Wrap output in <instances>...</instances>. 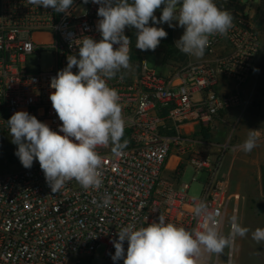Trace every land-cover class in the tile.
<instances>
[{
    "label": "built area",
    "instance_id": "built-area-1",
    "mask_svg": "<svg viewBox=\"0 0 264 264\" xmlns=\"http://www.w3.org/2000/svg\"><path fill=\"white\" fill-rule=\"evenodd\" d=\"M74 3L65 16L28 0H0V132L8 134L7 120L20 110L59 130L62 122L49 99L51 78L78 52L75 40L85 35L101 39L99 6L92 0ZM217 5L232 13L233 27L227 36L210 37L206 57L198 64L174 67L162 76L142 60L122 82L108 81L120 96L128 143L119 156L111 144L97 148L103 161L99 189L85 190L73 179L53 193L38 161L31 169L0 172V264L78 263L100 248L104 264H124L112 260L111 241L118 239L121 227H146L163 215L166 223L202 231L205 219L194 212L201 202L221 234L228 213L236 216L238 195L217 177L218 165L208 158L205 147L210 144L200 132H207L222 113L247 107L251 95L244 98L238 87L259 70L255 62L261 58L263 63L264 51L246 15L231 5ZM224 47L228 52L219 55L217 50ZM44 55L51 64L42 68ZM31 59H36L35 66L28 65ZM221 77L233 81L237 90L219 95L215 87ZM186 166L205 175L198 199L188 197L190 185L179 183ZM105 194L112 197L109 205L92 203Z\"/></svg>",
    "mask_w": 264,
    "mask_h": 264
},
{
    "label": "clouds",
    "instance_id": "clouds-1",
    "mask_svg": "<svg viewBox=\"0 0 264 264\" xmlns=\"http://www.w3.org/2000/svg\"><path fill=\"white\" fill-rule=\"evenodd\" d=\"M28 2L65 16L75 5L74 0ZM92 3L99 6L96 27L101 39L85 35L75 40L78 52L69 55L66 67L51 78L50 87L54 91L49 99L62 122L59 130H52L46 122L24 110L16 111L6 122L11 143L16 145L14 154L21 165L31 169L34 161H38L53 193L73 179L85 190L99 189L103 161L97 148L111 144L112 152L119 156L127 146L128 141L123 139L125 121L120 96L108 84L113 79L122 82L132 70V40L125 34L126 29H135V48L155 51L168 33L154 25L166 23L176 27L173 24L176 21L184 32L175 47L199 59L204 56L210 37L227 36L234 21L232 13L219 7L215 0H92ZM157 9L161 10L159 19L155 15ZM73 68L77 69L75 73ZM257 146L258 130L254 129H249L247 138L238 145L245 153ZM111 199V195L105 194L100 202L93 199L92 203L107 206ZM194 212L205 219L202 231L166 223L163 215L146 227H121L116 234L118 239L111 241L115 248L112 260L122 259L124 264H196L202 251L220 254L230 246L231 237H244L250 231L233 217L229 237H225L218 232L215 217L203 202L196 205ZM252 238L257 243L264 242V228L255 229Z\"/></svg>",
    "mask_w": 264,
    "mask_h": 264
},
{
    "label": "rangeland",
    "instance_id": "rangeland-1",
    "mask_svg": "<svg viewBox=\"0 0 264 264\" xmlns=\"http://www.w3.org/2000/svg\"><path fill=\"white\" fill-rule=\"evenodd\" d=\"M215 3L231 5L236 12L246 15L251 20L262 51H264V29L260 28L256 20V15H260L264 11L263 8L258 13L259 7L262 8V5H264V0H215ZM155 15L159 19L161 10L157 9ZM149 24L152 25V22L150 21ZM173 24L177 26L169 27L166 23L154 25L170 31L174 51L166 58V61H163L162 52L165 44L164 39L161 40L155 51H141L135 48V29H126L125 34H129L133 38L130 60H132L131 62L134 63L135 67L143 60L157 75H165L167 68L162 66V64L179 69L188 63L198 64L206 57V52L199 59L181 53L175 47V42L182 36L184 28L178 26L176 21H173ZM227 52L228 49L225 47L217 50L219 55H225ZM36 64V59H31L28 62L30 66H35ZM50 64L49 55H44L40 58L39 65L42 68L48 67ZM255 66L257 68L260 67L257 74L254 71L247 78V82L243 86L238 87L239 92L245 97L251 95L247 107L243 111L235 110L230 117L217 116L207 132H200L202 139L216 150L214 151L216 157L211 161L218 165L217 177L227 182L230 193L238 195L237 213L235 216L237 222L242 227L250 229L244 237L238 235L233 237L232 258L229 257V246L220 254L208 253L204 257L205 264H229L230 261V264H264V242L257 243L252 238V232L255 229L264 228V195L260 188V168L264 166V60L262 63L261 58H258ZM219 80L230 79L221 77ZM253 103L259 104V107L254 106ZM261 103L263 104L262 109L260 108ZM249 129L258 130V146L250 153H245L238 145L247 138ZM198 133L195 135H198ZM208 148L209 146L205 147L207 156L210 153L207 150ZM15 151L16 145L11 143L9 134L0 132V172L23 168L18 157L14 154ZM211 154L208 156L209 159L212 157ZM183 171L184 173L179 179V183L190 185L188 197L198 199L202 185L205 182V175L202 172L195 174L190 166H186ZM233 217V214L229 212L221 235L229 237ZM102 254L103 248H100L91 259L78 263L72 262L71 264H104Z\"/></svg>",
    "mask_w": 264,
    "mask_h": 264
},
{
    "label": "crops",
    "instance_id": "crops-1",
    "mask_svg": "<svg viewBox=\"0 0 264 264\" xmlns=\"http://www.w3.org/2000/svg\"><path fill=\"white\" fill-rule=\"evenodd\" d=\"M132 60H130V63L132 64V68L133 67H135L134 66V63L133 62H131ZM162 66H165L166 68H167V73L164 75V74H162V76H167V75H169L170 73H171V71L173 70V67H171V66H169V65H164V64H162ZM132 71V70H131ZM215 90H216V92L219 94V95H229V94H231V93H233L234 91H236L237 90V88L235 87V85H234V83L231 81V80H218V82H217V85H216V87H215ZM244 98H245V95H242ZM262 103L260 104V108L262 109ZM256 107H259V104H257V106ZM235 110H237V111H239V109H231V110H228V111H226V112H224V113H222L221 115H223V116H227V117H230L233 113H234V111ZM207 150H209L210 151V153L209 154H211L212 155V157H211V159L210 160H212V159H215V152L214 151H216L212 146H209V148L207 149ZM209 154H208V156H209ZM173 159V158H172ZM171 159V162H170V165L172 166V164L171 163H174V160H172Z\"/></svg>",
    "mask_w": 264,
    "mask_h": 264
},
{
    "label": "trees",
    "instance_id": "trees-1",
    "mask_svg": "<svg viewBox=\"0 0 264 264\" xmlns=\"http://www.w3.org/2000/svg\"><path fill=\"white\" fill-rule=\"evenodd\" d=\"M264 8V5H262V8L259 7L258 9V13ZM256 20H257V24L260 26L261 29H264V11L259 15H256ZM168 35L167 38H164L165 40V44H164V48L162 50L163 52V61H166V58L169 57V55L174 51V46H173V42H172V37L170 34L169 30H165ZM132 41L133 38L131 35L126 34ZM254 106H257V103H253ZM205 131L203 130L202 133H204ZM260 188H261V192L264 195V166H262L260 168Z\"/></svg>",
    "mask_w": 264,
    "mask_h": 264
},
{
    "label": "bare ground",
    "instance_id": "bare-ground-1",
    "mask_svg": "<svg viewBox=\"0 0 264 264\" xmlns=\"http://www.w3.org/2000/svg\"><path fill=\"white\" fill-rule=\"evenodd\" d=\"M209 252H207V251H202V259H200L199 260V262H198V264H205V259H204V257L208 254ZM230 263H231V261H230ZM229 263V264H230Z\"/></svg>",
    "mask_w": 264,
    "mask_h": 264
}]
</instances>
